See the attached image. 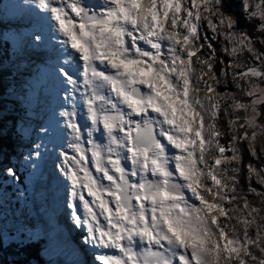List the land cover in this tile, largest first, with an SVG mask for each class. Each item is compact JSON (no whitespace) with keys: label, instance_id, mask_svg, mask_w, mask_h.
<instances>
[{"label":"snow or ice","instance_id":"snow-or-ice-1","mask_svg":"<svg viewBox=\"0 0 264 264\" xmlns=\"http://www.w3.org/2000/svg\"><path fill=\"white\" fill-rule=\"evenodd\" d=\"M33 4L51 21L61 53L54 71L73 102L59 113L68 140L56 168L83 244L106 250L95 264H264V148L255 130L264 132V51L256 47L264 46V0H238L240 13L232 0ZM241 14L253 33L239 28ZM221 37L227 63L213 43ZM245 52L259 63L237 62ZM229 83L247 104L218 91ZM77 99L90 122L86 141ZM249 109L228 119L226 147L221 112ZM249 140L259 166L244 163ZM245 168L259 206L241 187Z\"/></svg>","mask_w":264,"mask_h":264},{"label":"rangeland","instance_id":"rangeland-1","mask_svg":"<svg viewBox=\"0 0 264 264\" xmlns=\"http://www.w3.org/2000/svg\"><path fill=\"white\" fill-rule=\"evenodd\" d=\"M232 1L238 2V0ZM88 2L94 5L99 3V0H88ZM23 7L26 11L31 10L30 13L33 10L39 19L38 22L32 24L31 19L27 18L24 23L20 15L23 13L21 11ZM241 17L244 18L243 14ZM208 33L211 35L210 30ZM54 35L56 34L52 30L51 21L43 17L42 11L33 5V0H1L0 59L3 63L0 68H5L9 73L5 77L8 87L5 94L0 96V237L5 244L12 240L42 239L44 243L40 252L44 264H47L48 257L43 250L48 245L51 231L57 230L60 226L58 232L61 234L64 232L63 238L74 242V247L69 246L67 250L68 243L64 245L67 254L66 263L59 261V264H71V261H74V264H95L94 256L106 250H94L92 246L83 244V232L78 233L79 231L73 226L70 210L66 206L69 185L56 168V164L60 162L59 152L66 150L68 140V130L59 113L69 108L73 102L64 98L67 86L61 78L56 74L53 83L50 79V75L55 72L57 59L61 55L52 39ZM36 36L40 39L36 40ZM5 42L8 43L7 46ZM213 43L219 45V51L227 61L233 59L222 51L227 43L223 37L219 42ZM235 59L237 62L242 61L246 66L259 63L247 52ZM227 79L231 82L232 76L229 75ZM45 86L50 88L48 94H43ZM234 90L238 89L231 83L227 87L221 84L218 88L221 93H235ZM241 95L243 98L241 102L247 104L250 98ZM228 103L231 101L229 100ZM76 104L79 112L78 123L82 126L86 141V128L90 126V122L85 119V112L79 99ZM261 111L264 112V106H261ZM236 115L241 117L251 115V109L247 113L243 110L233 111L231 117H226L227 121ZM26 120L27 122L34 120L33 125L26 126L24 123ZM242 122L244 121L238 123ZM260 123H264L263 116L260 118ZM11 130H13L12 137L8 138V132ZM228 130L231 140L229 127ZM252 130L248 129L249 133ZM255 130L260 133L257 144L260 148H264V132L260 129ZM236 131L240 135L243 134V130L238 127ZM94 137L103 141L100 132L95 133ZM244 142L247 146L250 140ZM34 152H38L39 155H33ZM226 155L231 153L228 152ZM9 167L14 169V175L7 173ZM39 189H44L45 193L42 205L38 206ZM225 206L232 207L227 204ZM30 207L34 208L35 212L41 209L52 215L53 220L47 221L48 215H45L46 221L43 220L45 217L32 220ZM224 219L222 217V220ZM68 230H71L72 236ZM109 251L110 254H115V250Z\"/></svg>","mask_w":264,"mask_h":264},{"label":"trees","instance_id":"trees-1","mask_svg":"<svg viewBox=\"0 0 264 264\" xmlns=\"http://www.w3.org/2000/svg\"><path fill=\"white\" fill-rule=\"evenodd\" d=\"M233 2V8L232 10L240 13V8H239V4L238 2ZM1 3V0H0ZM241 30H245L247 32H249L250 34L254 32V28L252 24H249L244 18L241 17V23L239 25ZM6 46L8 45V43H4ZM219 45L216 43L214 45V47L217 48V51L219 53V57L223 58L225 60V62L227 63V59L221 54V52L219 51ZM256 47L260 50V51H264V46H261L260 44H256ZM2 60L0 59V65H1ZM224 67V65L220 64L219 62H217L216 64V68L215 70L217 71V73L220 72V70ZM9 71L6 70L5 68H0V96L5 94V91L7 89V84H6V80L5 77L6 75H8ZM235 94H236V98L243 100L242 98V93H240L239 90H234ZM246 99V98H245ZM221 121L219 122L218 126L221 128V130L229 133L228 130V126H227V119L226 117H224L223 115V111L221 112ZM264 118V116H263ZM11 132H13V130H11L10 132H8V138H11ZM230 141L229 138V134L222 137L221 138V143L225 144V146H228V142ZM242 148L244 150V163L247 164L249 162L259 166L261 161L254 159V157H252L250 155V153H248L247 151V146L245 144V142H243L242 144ZM244 176L241 178V187L244 190V193L248 195V199L250 201H253L256 203L257 206H259L260 204V197H257L255 194H251V193H247V180H246V174H247V169H244ZM254 187H257L259 189V186L257 184H255V182H252ZM242 207V202L241 205ZM43 243L44 241L42 239H38V240H32V239H28V240H12L9 241L8 243H4L1 240L0 237V264H44V258L41 255V249L43 248Z\"/></svg>","mask_w":264,"mask_h":264},{"label":"bare ground","instance_id":"bare-ground-1","mask_svg":"<svg viewBox=\"0 0 264 264\" xmlns=\"http://www.w3.org/2000/svg\"><path fill=\"white\" fill-rule=\"evenodd\" d=\"M21 9H22L21 11H23V13H21L20 15H21L22 20H23L24 23L26 22V19L27 18L28 19H31L32 24H35V22H38L39 19L36 16V14L33 12V10H32V13H30L31 10L28 9V11H26V8L25 7L21 8ZM22 14H23V16H22ZM31 15H34V16L32 17ZM42 15H43V17L45 19H49L47 13L42 12ZM55 77H57L56 72H54L53 75H50V79H52L51 80L52 83L55 81L54 80ZM42 85H44V83H42ZM49 87H51V86L49 85ZM49 87L48 86L47 87L46 86L44 87L43 94H45V93L48 94L50 92V88ZM50 96H52V94ZM33 122H34V120H30L29 122H27V120H26L24 123L26 124V126H31V125H33ZM52 189H54V188H52ZM44 193H45L44 189H42V190L39 189L38 190V199H37L39 201L38 206L39 205H42V200H43ZM29 212L32 213V215H31L32 220L36 221L37 218L40 219L42 217H45V218H43V220L46 221V218L47 217L45 215H48V214L46 212L42 211L41 209L38 212H35L34 208L30 207ZM48 216H49V218H48L47 221H52L53 220V216L52 215L51 216L48 215ZM31 218L29 216V222L31 221ZM26 219H28V218H26ZM58 228H60V226L57 227V230L54 229L53 231H51V234H50L49 239H48V245L46 246V249L43 250V253L48 257L47 264H59V261L60 262H65V259H67V256H66L67 254H66V250L65 249L67 248V250H68V247L69 246H73L74 247V242H70L68 240V238H63L62 235L64 234V232H63V234L59 233L58 232ZM76 229L79 231L78 233H82V230L81 229H78V228H76ZM68 231L70 232V235L72 236L71 230H68ZM73 235H74V233H73ZM65 244H67V245H66V248L64 249V245ZM58 257L59 258L61 257L62 259H59ZM73 262L74 261H71L70 263L71 264H74Z\"/></svg>","mask_w":264,"mask_h":264}]
</instances>
